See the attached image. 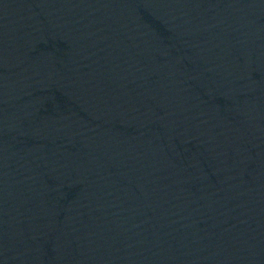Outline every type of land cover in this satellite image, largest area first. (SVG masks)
Here are the masks:
<instances>
[{"label": "water", "instance_id": "obj_1", "mask_svg": "<svg viewBox=\"0 0 264 264\" xmlns=\"http://www.w3.org/2000/svg\"><path fill=\"white\" fill-rule=\"evenodd\" d=\"M0 264H264V0H0Z\"/></svg>", "mask_w": 264, "mask_h": 264}]
</instances>
